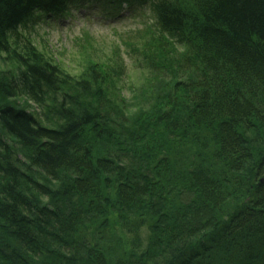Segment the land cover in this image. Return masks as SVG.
I'll use <instances>...</instances> for the list:
<instances>
[{
  "label": "trees",
  "instance_id": "trees-1",
  "mask_svg": "<svg viewBox=\"0 0 264 264\" xmlns=\"http://www.w3.org/2000/svg\"><path fill=\"white\" fill-rule=\"evenodd\" d=\"M79 1L0 0V264H264V0H150L136 56L167 84L134 122L118 60L29 40Z\"/></svg>",
  "mask_w": 264,
  "mask_h": 264
},
{
  "label": "rangeland",
  "instance_id": "rangeland-1",
  "mask_svg": "<svg viewBox=\"0 0 264 264\" xmlns=\"http://www.w3.org/2000/svg\"><path fill=\"white\" fill-rule=\"evenodd\" d=\"M100 11L99 14L87 17H82L80 12L73 11L70 13L72 16L66 17L60 23L42 19L39 25L29 28L26 33L30 34L29 40L39 51L58 65L70 70L72 74L87 69L95 59L101 63H106L110 57L118 60L117 63L123 67L124 77L115 82L111 97L116 105L122 107H117L118 109L126 108L128 111L129 108L134 122L138 115L151 109L155 103L154 97L146 99L145 94L150 93L154 88L158 89L160 85L165 88L167 84V81H163V85L155 79L154 81L153 75L145 70L146 63L142 58L136 56V54L157 46L155 42L151 41V35H149L154 31L150 25L153 18L151 14H149L150 18L143 20L136 16L131 21L127 20L110 26L103 24V15L107 14L109 10L106 8ZM144 28L146 30L141 33H144V36L130 42L131 37L137 36L136 32ZM128 29L139 30L127 31ZM0 61L3 63L4 58ZM138 65L140 66L137 67ZM5 68L6 70L13 69L9 64ZM24 101V99H20L18 103L24 104ZM26 105L31 111L34 110L30 103H26ZM240 132L251 144L256 138H264V131L258 133L253 130L243 133L241 128ZM261 140L264 142L263 139ZM256 147L260 158L264 151V145L263 147L256 145ZM260 181H264V176Z\"/></svg>",
  "mask_w": 264,
  "mask_h": 264
}]
</instances>
